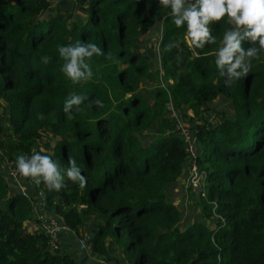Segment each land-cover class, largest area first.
Listing matches in <instances>:
<instances>
[{"label": "trees", "instance_id": "obj_1", "mask_svg": "<svg viewBox=\"0 0 264 264\" xmlns=\"http://www.w3.org/2000/svg\"><path fill=\"white\" fill-rule=\"evenodd\" d=\"M36 1L0 0V104L7 115L0 164L16 166L18 155L34 151L65 168L72 158L87 184L66 179L60 191H49L32 183L24 195L0 168V264H107V239L122 249L123 264H264L263 52L245 78L225 84L214 52L229 27L226 17L210 25L216 44L192 51L182 42L169 52L165 45L183 41L185 28L161 18L158 0H68L69 21L56 14L36 20ZM144 29L158 30L153 72L135 46ZM77 41L97 44L105 55L89 61L91 80L73 84L60 70L57 49ZM45 55L48 64L41 63ZM146 79L155 83L150 100L139 92ZM73 94L104 106L86 100L69 119L62 107ZM213 101L218 122L190 125L191 154L165 113L174 108L185 118L186 110ZM148 129V137L140 136ZM45 132L50 154L38 145ZM191 159L203 181L197 199H187L200 216L179 230L180 214L166 193ZM42 213L49 217L38 219ZM32 219L42 221L37 229L28 228ZM50 219L65 228L59 232L72 247L56 240L52 248ZM80 226L85 232L78 236Z\"/></svg>", "mask_w": 264, "mask_h": 264}, {"label": "clouds", "instance_id": "obj_2", "mask_svg": "<svg viewBox=\"0 0 264 264\" xmlns=\"http://www.w3.org/2000/svg\"><path fill=\"white\" fill-rule=\"evenodd\" d=\"M158 4L164 10L162 19L171 18L177 29L185 28L183 41H170L165 45L169 52L180 48L182 42L192 51L216 44L210 25L227 18L229 27L214 52L215 67L225 84L245 78L251 70V61L264 52V0H158ZM245 42L250 45L247 49L242 46ZM57 51L63 61L60 70L73 84L91 80L94 74L89 61L93 56L105 55L97 44L82 41L58 46ZM106 58L118 63L111 54ZM40 60L48 64L51 57L45 55ZM86 100L91 106H104L100 100L73 94L64 101L62 111L71 119ZM44 118L43 113L38 114V119ZM15 163L19 176L36 185L43 183L49 191H60L66 179L79 182L81 188L87 184L81 166L72 158L65 168L49 155L34 151L30 156L18 155Z\"/></svg>", "mask_w": 264, "mask_h": 264}, {"label": "rangeland", "instance_id": "obj_3", "mask_svg": "<svg viewBox=\"0 0 264 264\" xmlns=\"http://www.w3.org/2000/svg\"><path fill=\"white\" fill-rule=\"evenodd\" d=\"M41 6H42V9H44L45 5L43 4ZM50 7H52L50 10H47L46 8L44 10L49 12V13H54L57 9L56 7H53V6H50ZM156 39H157V33L156 32L140 30L139 34L136 37L135 46L140 52H142L144 54L157 55V40ZM262 59L264 60V52L262 55ZM148 60H151V58H148ZM150 66H151L150 70L152 72L155 69H157L156 66L154 67V65H152V64H150ZM154 87H155V83L149 79H146L145 82L140 85L139 92H141L147 99L150 100V95H151ZM214 101L217 102L216 100H214ZM214 101L212 102L211 105H208L206 107L203 105H199L197 111H193V110H189V109L186 110L183 113V114H185V118H182L180 115V112L174 108L167 110V114L165 113V117L167 119L175 118L178 127L181 126V128H184L185 131L190 133V130H191L190 125L195 124L197 122H200L203 119H207V121L209 123H212L213 125L218 122V119L216 120L215 117H213V114H216V112L218 111L217 109H219V108H217L218 105H216V103H214ZM223 110H224V108H223ZM224 114L229 116V114L226 110H224ZM0 125H1V127L5 126V120H4L3 115L0 116ZM3 129L5 130V128H3ZM150 134H151V131H150V129H148V131L141 133L140 136H147V135L149 136ZM188 136H189V143H190L191 137H190V135H188ZM41 138L42 139L38 140V145L41 149V152H43V153L45 152V153L50 154L51 153V146L53 143L52 137L48 133L45 132V133H42ZM186 141L187 140L185 139V142ZM187 162H188V160H187ZM188 165H185V167H187V174H188ZM0 168L2 169L1 164H0ZM186 178H187V175L183 178V181L181 179H178V181H177L178 183H177L174 191L173 192L169 191L166 193V195L176 193L175 196L178 198V201H177L178 206L177 207H178V209L182 215L179 218V222L181 223L184 219H186V223L189 222V224H190L191 222L196 221L200 216L199 210H197L198 207L195 205L194 200L197 199L196 193H197V190H199L201 188V186L195 187L194 189L190 190L193 193H188L186 191V189H187ZM24 179L25 178L21 177L20 185H23L22 183L24 182ZM187 194L190 196H193L194 200L190 197L187 199ZM170 197L172 199L173 195H170ZM41 216H42V219L43 218L46 219L47 217H49V216H47L46 213H42ZM206 223H207V221H206ZM30 227L34 228L35 226L32 225ZM78 229H79L78 230L79 232L77 235L78 236L82 235L84 233V232H82V227H78ZM85 248L86 247H84L83 249H85ZM110 248L111 249L114 248L113 252L115 254V257L120 256L121 248H115L113 246H110Z\"/></svg>", "mask_w": 264, "mask_h": 264}, {"label": "crops", "instance_id": "obj_4", "mask_svg": "<svg viewBox=\"0 0 264 264\" xmlns=\"http://www.w3.org/2000/svg\"><path fill=\"white\" fill-rule=\"evenodd\" d=\"M9 4H13L14 0H7ZM45 5L44 9L46 8L47 10H50L52 7L50 6H53V7H56V11L54 13H49L47 11H45L44 9H42V6L41 5ZM39 7V8H38ZM74 11V4H72L70 1L68 0H37L36 1V9H35V19L36 20H40L44 17H46L48 14H51V15H59L61 17H63L65 20L69 21L70 18H71V15ZM145 31H150V32H156L157 35H158V30H148V29H144ZM142 53V52H141ZM145 58H151L150 60V63L152 65H154V67L156 66V68L159 67V53H158V50H157V55H152V54H144L142 53ZM2 112V113H1ZM3 115L4 116V120H5V123H6V120H7V115H6V112L4 111V105L3 103L0 104V116ZM5 130H6V126L4 127ZM3 129V127H1L0 125V133H3L5 131ZM4 136V135H3ZM3 163V165H2ZM1 163V166H2V170H3V173H4V168H6V166L4 167V161ZM5 175V174H4ZM187 175V170H186V167L183 166V169L181 171V176L179 179H181L183 181V178ZM6 183L8 184V186L15 190V189H18L22 194L26 195L28 194L29 192H31V190L34 188L33 187V184L30 183L28 180H25V182H27V186H25L27 188V190H25L23 187V185H21V190L14 184L12 183L11 181H7V178L5 177L4 178ZM178 183V182H177ZM177 184H174L171 188H170V191L173 192L175 187H176ZM170 195H173V198L171 199ZM170 195H167V200L170 201L177 209V212L180 214L179 216L181 217V213L178 209V198L175 196L176 193H173V194H170ZM42 215V214H41ZM37 217V216H36ZM38 219H42V216H38L37 217ZM43 220V219H42ZM42 221L40 222H36V221H33L30 220L28 223H27V226L30 230L32 229H37L39 227V224L41 223ZM25 224V223H24ZM35 226L34 228L30 227V226ZM187 225H189V222L186 223V219H184L181 223H177L176 224V228H178L179 230L181 229H184L185 227H187ZM82 227V232H85L84 230V227L83 226H80ZM79 229L77 228V234H78V231ZM80 236V235H79ZM57 240V242L62 241L67 247H72L73 246V243L71 241V239L67 236H65V233L63 232H59L56 237H55V241ZM105 244L107 246V250L109 252V256H107L106 258V262L107 264H123L124 263V257H123V254H122V249H121V253H120V256H116L115 257V254L113 252L114 248L111 249L110 246H113L112 245V242L111 240L107 239V241L105 240ZM115 248H119V247H116V246H113ZM73 256L77 257L76 254H74Z\"/></svg>", "mask_w": 264, "mask_h": 264}, {"label": "built area", "instance_id": "obj_5", "mask_svg": "<svg viewBox=\"0 0 264 264\" xmlns=\"http://www.w3.org/2000/svg\"><path fill=\"white\" fill-rule=\"evenodd\" d=\"M175 129L178 130V134L183 136L184 139H186V144H187V150L192 154L191 152V145L189 143V136L188 132L184 130V128H181V126L178 127L176 124ZM189 144V145H188ZM6 166V177L8 178L9 181L14 183L20 190H21V185H20V179L21 176H19L16 166H14L12 161H6L5 162ZM202 181H203V173L197 170L195 163L190 161L188 165V174L186 178V184L187 186H190L191 189H194L195 187L202 186ZM49 225V230H48V237L50 238V244L52 245V248H55L54 241L56 235L61 231V229H65L61 225H57L56 222L52 219L49 220L48 222Z\"/></svg>", "mask_w": 264, "mask_h": 264}]
</instances>
